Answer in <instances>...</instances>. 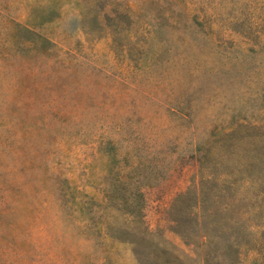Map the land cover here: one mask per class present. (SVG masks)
<instances>
[{
	"label": "rangeland",
	"instance_id": "1",
	"mask_svg": "<svg viewBox=\"0 0 264 264\" xmlns=\"http://www.w3.org/2000/svg\"><path fill=\"white\" fill-rule=\"evenodd\" d=\"M0 264H264V0H0Z\"/></svg>",
	"mask_w": 264,
	"mask_h": 264
}]
</instances>
